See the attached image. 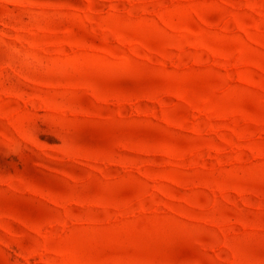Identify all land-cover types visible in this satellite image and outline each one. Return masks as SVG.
I'll use <instances>...</instances> for the list:
<instances>
[{
	"label": "rangeland",
	"instance_id": "rangeland-1",
	"mask_svg": "<svg viewBox=\"0 0 264 264\" xmlns=\"http://www.w3.org/2000/svg\"><path fill=\"white\" fill-rule=\"evenodd\" d=\"M0 264H264V0H0Z\"/></svg>",
	"mask_w": 264,
	"mask_h": 264
}]
</instances>
